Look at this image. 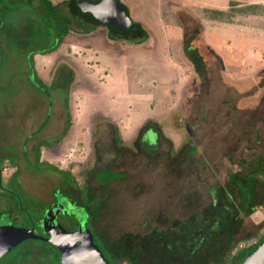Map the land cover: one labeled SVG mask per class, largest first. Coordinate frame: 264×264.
<instances>
[{"label":"rangeland","instance_id":"rangeland-1","mask_svg":"<svg viewBox=\"0 0 264 264\" xmlns=\"http://www.w3.org/2000/svg\"><path fill=\"white\" fill-rule=\"evenodd\" d=\"M251 2L263 8L259 17L228 18L235 11L256 13ZM62 3L0 0V166L5 160L22 166L0 179V225L37 222L61 182L54 168L70 173L63 191L81 205L68 200L67 210L85 219L88 210L100 248L105 250L104 240L113 247L118 240L120 250L160 255V264H194L204 261L219 236L194 226L187 238L181 224L210 204L209 190L222 184L240 207L238 189L255 192L230 244L247 250L264 231V0H120L145 29L142 43L79 25L66 3L56 8ZM218 9L226 11L225 20L205 19V10ZM69 42L78 46L69 50L85 52L83 59L93 65L88 74L78 67L79 76L68 78L62 63L60 77L51 78L47 69L45 76H31L34 53ZM187 43L207 57L206 74L197 82ZM37 104L46 113L34 111ZM45 115L46 124L36 127ZM114 128L123 145L115 143ZM35 137H44L40 163L26 141ZM101 170L121 177L99 184ZM157 230L169 241L152 234ZM53 257L45 242L31 240L0 264H55Z\"/></svg>","mask_w":264,"mask_h":264},{"label":"trees","instance_id":"trees-1","mask_svg":"<svg viewBox=\"0 0 264 264\" xmlns=\"http://www.w3.org/2000/svg\"><path fill=\"white\" fill-rule=\"evenodd\" d=\"M63 3L67 4L71 16L74 17V20H77L76 22L79 25L82 23L84 25H89L92 28L93 27L96 28V27H100V26L105 27L104 25L99 23L97 20L92 19V17L89 14L81 13L76 6L75 0H66V1H63ZM121 5L124 6L123 4H121ZM124 7H125L126 11H128L126 6H124ZM256 7H257V5H254L252 8H256ZM50 11L48 12L49 14H50ZM204 12H205V15H204L205 19L209 20V21L225 20V18L227 17V16H222L223 13L226 11H222L219 9L217 10V12L214 10L213 11L212 10H205ZM255 12H257V11H255ZM44 13H46V12L44 11ZM218 13H220L219 17H218ZM51 14L55 16V14H53V12H51ZM128 14H129V12H128ZM236 14L246 15V14H248V12H246V11H243V12L235 11V12H232L230 14V16H228V18L233 16V15H236ZM225 15H227V14L225 13ZM175 19H176V17H175ZM175 19L173 18L174 23L179 26V21L177 19L176 20ZM133 22L136 26L123 31L122 33L117 32L114 29L105 27L107 29L108 36L110 38L112 37L116 40H122V41H124V40L125 41L136 40L137 43H142L144 41L143 38L147 37V33H146L145 29L142 28L137 21L133 20ZM198 35H199V32L197 33V38H198ZM184 48H185V53L187 54L188 60L190 61V63L193 66V72L197 78V80H196V82H197V81H199L198 78L203 79V77L206 74V67H207L206 66L207 65L206 64V61H207L206 58L207 57L205 54H204L205 56L202 55L200 53L201 50L198 49L194 44L187 43ZM188 48H190V51L186 52V50ZM33 75H35V74H33ZM67 129H68V127L65 128L62 135H65ZM145 131H144V133H145ZM156 131H157L156 133H157V137H158L157 139H158V144H159L160 143L159 138H161V136H159V130H156ZM114 135H115V138H114L115 143L118 145H123L121 139H119L120 136H119V132H118L117 128H114ZM139 144L141 145V139H140ZM41 145H44V142H42ZM194 150H195V147H192L190 149V151H194ZM36 158H37V162L40 163V161H39L40 151L39 150L37 152ZM50 169L47 168V170H50ZM51 170H53L55 173H57L61 176H65V177L68 176V174H69L67 171L64 172L61 170H56L54 168H52ZM102 172H103V170L97 172V174L101 173V174H99L100 176L98 175L100 177L99 184H105V183H108L110 181H115L119 177H121L120 173H115V172L109 171V172H107L109 175L105 176ZM232 183H233V185L234 184L236 185V180L233 181ZM235 187H233V189H235ZM238 190H239L238 193L240 194V197H241L240 200H241L242 207H244V205H246L248 203V199L255 198L254 197L255 192L252 189L248 190V188L247 189L239 188ZM227 191L228 190L224 185H219V187L216 190H212V189L209 190V196L212 200L211 203L208 204L207 206H205L201 211H199V212L195 211L194 213L190 214L188 219L186 221H184L183 224H181L182 229H185V230L188 229L186 232L184 231L185 234H182L184 237H187V238H189L192 235L191 231H189V230H192V228L194 226L199 227V230L201 229L204 231L205 230L209 231L210 233H216V234L218 233V236H219L215 245L212 247V249H210L209 254H208V256H206L204 261H200V260L196 259L197 261L194 264H216V263H218V261H223L225 264H227V263L228 264H241L242 261L245 258H247L246 256H247L248 252H250L256 246H258V244L262 241V239L264 237V231H263L262 235L258 238V240H256L252 245H250L246 248L247 250H245L244 246H241L240 248H238L239 244L236 246L237 249H233L232 247H230L231 246L230 244L237 237V234L239 233V230L241 228L240 223L242 224V222L246 220V216H244L242 214L243 208L240 207L239 205L234 204L233 196L230 193H228ZM221 192H224V195H225L224 197L220 196ZM231 206H233L234 208L232 209ZM252 209L253 208H251V210ZM79 217L80 216H78L77 219H79ZM180 226L178 228L179 230H180ZM199 230L197 232H199ZM165 232L167 233V231H165ZM152 234L156 235V237L158 236L159 239H162L164 241L166 240L167 242L169 241V238H170V237L169 238L163 237V231L162 230L161 231L160 230L153 231ZM154 235H151V237L154 238ZM167 235H168V233H167ZM194 237H196L197 239L199 238L198 235H196ZM194 237H193V239H194ZM117 241L118 240H116V242L114 243V247H115L114 248L113 245H107V243H105V240H104L103 245L105 246V250H106L107 254H106L105 250H103L101 248V250L104 253L106 260H108L109 264H160L161 261L158 260L160 255H154L153 256L154 253H152L148 256L142 252H138L137 249L134 247H131L130 250H128L126 248H125V250H120L117 247ZM201 241H202V239H201ZM165 245H166V242H165ZM234 251H235L234 256L236 258L231 257V256H233ZM53 252H54V257L52 258V260H54L55 264H59L58 260H57L58 253L55 251H53ZM111 253H114V254L116 253L117 258H115V256H111ZM22 258H24V256H22ZM188 258H190V257H188Z\"/></svg>","mask_w":264,"mask_h":264},{"label":"water","instance_id":"water-1","mask_svg":"<svg viewBox=\"0 0 264 264\" xmlns=\"http://www.w3.org/2000/svg\"><path fill=\"white\" fill-rule=\"evenodd\" d=\"M75 3L81 13L89 14L92 19L117 32L122 33L136 26L119 0H75ZM58 198L59 195L57 196L59 209H64L62 200ZM59 209L57 206L55 210L57 214ZM53 220L52 217L48 219L46 214L42 221L43 229L48 237L35 235L32 229L16 227L12 222L0 225V258L25 241L40 240L58 253L59 264H109L92 234L86 229L87 219L84 216L80 217L78 228L74 231L64 230L58 224L51 226ZM246 257L241 264H264V237L258 246L248 252Z\"/></svg>","mask_w":264,"mask_h":264},{"label":"crops","instance_id":"crops-1","mask_svg":"<svg viewBox=\"0 0 264 264\" xmlns=\"http://www.w3.org/2000/svg\"><path fill=\"white\" fill-rule=\"evenodd\" d=\"M63 1H66V0H63ZM62 4H58V6L56 5L57 6L56 8L61 7ZM254 5H257L258 8L257 7H256L257 9L256 8H252ZM66 7L68 9V6H66ZM248 7H249V9L250 8L253 9L251 11H257V12L256 13H249L248 12V14H246V15H248V16H246V18L250 17V16L259 17L260 16L259 15L260 14L259 11L261 9H263L256 2L249 3ZM69 14H70V11H69ZM69 17H70L71 20H74V17L71 16V14L69 15ZM69 28H70L71 32L72 31H77V29L75 27L72 28V27L69 26ZM100 28H102L104 30L106 29L103 26H100ZM95 32H99V30L98 31L96 30ZM106 32H107V29H106ZM71 46H75V47L78 48L76 43L69 42V43H61V44H59L56 48H53L52 51L49 52V53L47 51L42 52V53H45V54H42V53L38 54L37 52L34 53L33 59H32L33 69H31L32 70L31 71V76H32V74H34V71L36 72V74H35L36 76L39 75L40 77H42L41 74L43 76H45L44 73H43V70L47 69V72H48L49 76H51V78H52V76L55 77V78L60 77V72H61V69H62V65H61L62 63L66 64V66H64L65 67L64 69L67 70V72H68V74H67V72L65 71L68 78H71V77L75 78V76L78 75V67L81 70L80 73H86L87 69H91L92 70L93 69V65L91 66L88 63L90 60L87 61V60L83 59L84 57H86L85 52H82V54H80V51L74 50V49L73 50L70 49L71 52L74 51L73 54L76 52L78 55L79 54L81 56L83 55V57L80 56V57L77 58V57L73 56V54H71V52H69L70 51L69 48ZM1 47L2 46L0 45V48ZM80 49L83 50V47H81ZM88 65H90V66H88ZM69 72H72V75ZM86 74H88V73H86ZM82 75H83V77H85L84 74H82ZM28 80H29V78L25 79V81H28ZM3 86H4V83L3 82L0 83V87H3ZM37 101H38V99H37ZM37 108H38V104L35 106V108H33V110L35 111V110H37ZM45 108H46V106H44V104H42V106L40 108H38V109L40 111L46 113ZM11 121L12 120H10L9 123H11ZM47 121L48 120L46 118V115H45V117L44 116L42 118L40 117L36 127H39L40 125H45ZM58 128H59V126H58ZM39 129L40 128H38V130ZM38 130L36 128L35 131L32 132V133L38 132ZM59 133H60V131H59ZM43 138L44 137H41V138L35 137V138L26 139V141L30 140V142H31V149L33 150L32 153H33V158H34L35 161H37L36 157H37L38 150L40 151V149H44L45 148L44 145H41L42 141L44 140ZM4 162H5V164L0 166L1 179H3V178L4 179H6V178L9 179V175L13 172L12 171L13 168L17 169V168L22 167L21 165H18L17 162L16 163H12V164L10 162H9L10 164H7L6 163L7 160H5ZM15 172L23 174V172H20V171H15ZM220 185H222V184H220ZM16 214H17V216H19L18 213H16Z\"/></svg>","mask_w":264,"mask_h":264},{"label":"flooded vegetation","instance_id":"flooded-vegetation-1","mask_svg":"<svg viewBox=\"0 0 264 264\" xmlns=\"http://www.w3.org/2000/svg\"><path fill=\"white\" fill-rule=\"evenodd\" d=\"M55 173V172H54ZM61 176V175H60ZM67 178L71 177L70 173L68 174V176H66ZM65 176H61V182L59 183L58 187L57 188H52L51 190V198H50V201H46L47 203V208L45 210H43V212L41 213V216L40 218H38L37 222L35 221H31L30 222V225L28 228H24V229H32V231L34 232L35 235H41V236H44V237H48L47 233L44 231V227H43V219L44 217L46 216V214L48 215V219H51L54 218L53 222H51V226H54V224H58L60 225L62 228H64V230H69V231H74L76 228H78V224H79V220L77 219V216L73 213H69L68 210H67V205H68V200H70L72 203L76 202V200L72 199L73 197L71 195H69L67 192H64L63 191V188H64V183L66 181V178ZM69 187L68 188H72V184L69 183ZM59 195V198L60 200H62V204L64 206V209H59V203H58V200H57V196ZM58 198V199H59ZM41 200V199H40ZM43 201V200H41ZM78 205H81L79 203H77ZM4 206V204L0 201V215L3 216L4 215V210L2 209ZM57 206H58V209H59V213L57 214L55 210H57ZM85 211L87 212L88 214V219H87V230H89V232L92 234V230H90V215H89V212L86 208H84ZM62 210V211H61ZM18 216L17 214H14V218L16 219ZM10 218H12V216L10 215ZM50 226L48 225V228ZM92 231V232H91ZM28 241H31V240H28ZM33 241H36V240H33ZM24 243V242H23ZM47 244V243H46ZM79 244V243H77ZM47 246H49L47 244ZM99 246V245H98ZM53 251H55L51 246H49ZM56 252V251H55ZM59 263V262H58Z\"/></svg>","mask_w":264,"mask_h":264}]
</instances>
